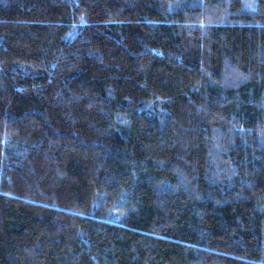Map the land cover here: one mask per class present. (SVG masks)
I'll use <instances>...</instances> for the list:
<instances>
[{
	"label": "trees",
	"instance_id": "trees-1",
	"mask_svg": "<svg viewBox=\"0 0 264 264\" xmlns=\"http://www.w3.org/2000/svg\"><path fill=\"white\" fill-rule=\"evenodd\" d=\"M0 264H264V0H0Z\"/></svg>",
	"mask_w": 264,
	"mask_h": 264
}]
</instances>
